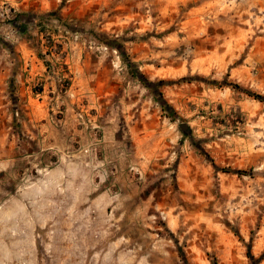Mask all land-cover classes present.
Returning <instances> with one entry per match:
<instances>
[{
	"label": "rangeland",
	"instance_id": "obj_1",
	"mask_svg": "<svg viewBox=\"0 0 264 264\" xmlns=\"http://www.w3.org/2000/svg\"><path fill=\"white\" fill-rule=\"evenodd\" d=\"M0 264H264V0H0Z\"/></svg>",
	"mask_w": 264,
	"mask_h": 264
},
{
	"label": "water",
	"instance_id": "obj_2",
	"mask_svg": "<svg viewBox=\"0 0 264 264\" xmlns=\"http://www.w3.org/2000/svg\"><path fill=\"white\" fill-rule=\"evenodd\" d=\"M180 128H181L184 132L190 134V127H189L186 123H182V124H180Z\"/></svg>",
	"mask_w": 264,
	"mask_h": 264
},
{
	"label": "trees",
	"instance_id": "obj_3",
	"mask_svg": "<svg viewBox=\"0 0 264 264\" xmlns=\"http://www.w3.org/2000/svg\"><path fill=\"white\" fill-rule=\"evenodd\" d=\"M255 97L259 98V99H263V96L260 95V94H254ZM172 119L175 121L176 120V117H172Z\"/></svg>",
	"mask_w": 264,
	"mask_h": 264
}]
</instances>
